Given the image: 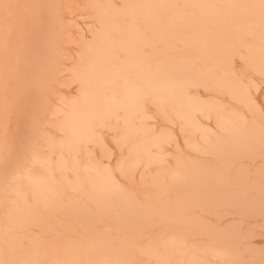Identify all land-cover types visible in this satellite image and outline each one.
<instances>
[{
  "label": "rangeland",
  "instance_id": "obj_1",
  "mask_svg": "<svg viewBox=\"0 0 264 264\" xmlns=\"http://www.w3.org/2000/svg\"><path fill=\"white\" fill-rule=\"evenodd\" d=\"M0 264H264V0H0Z\"/></svg>",
  "mask_w": 264,
  "mask_h": 264
},
{
  "label": "snow or ice",
  "instance_id": "obj_2",
  "mask_svg": "<svg viewBox=\"0 0 264 264\" xmlns=\"http://www.w3.org/2000/svg\"><path fill=\"white\" fill-rule=\"evenodd\" d=\"M3 7H4V9L7 11L8 9H10V8L13 7V6H12V5H8V4H5V5H3ZM5 18H6V20L8 19L7 16H6Z\"/></svg>",
  "mask_w": 264,
  "mask_h": 264
}]
</instances>
